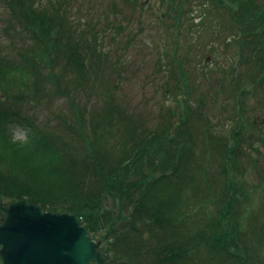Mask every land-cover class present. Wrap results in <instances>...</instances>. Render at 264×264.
Here are the masks:
<instances>
[{
    "label": "trees",
    "instance_id": "trees-1",
    "mask_svg": "<svg viewBox=\"0 0 264 264\" xmlns=\"http://www.w3.org/2000/svg\"><path fill=\"white\" fill-rule=\"evenodd\" d=\"M4 1L16 20H19L21 27L30 34L29 38L33 43L28 47L23 44L20 58L16 60L8 61L0 56V85L1 80H4L3 76L10 71H36L37 67L47 68L60 60H64L67 66L72 67L83 66L86 61L91 66L93 60L100 58L94 41L91 46L84 44L68 30L66 15L59 4L50 3L45 7L38 4L40 0ZM211 2L213 6L225 12L238 33L234 40L238 49V59L230 70V78L226 84L222 79H217L215 83L219 90L224 93L227 91V97L231 99L237 114L241 115L246 109L249 110L253 100L259 99L260 106L263 107L264 0H211ZM0 91L6 95L4 91ZM188 102L183 99L186 116L174 124L167 121L160 132H152L139 141L134 139V133H128L130 136L125 143L131 144L136 140L137 146L131 151H127L126 148L116 158L112 152L104 148V145H100L102 129L97 130L98 125L102 126L100 121L95 124L92 138L85 135L81 129L78 130L80 133L73 131L84 147L76 146L73 135H69V139L66 140L54 132L45 130H31V134L17 144L9 141L4 135L3 121L8 120L11 114L0 110V196L6 194L10 197L8 200L16 201L25 198L45 210L72 213L81 219L82 225L90 235L93 229L96 230L99 225L104 224L107 229H112V236L114 235L112 239L105 237V241L116 247L114 250L118 256L116 264H133L134 260L131 259L134 256L138 258L146 253L152 254L153 264H185L189 254H192V258L193 253L197 251L226 256V259H231L226 260L230 264L233 261L236 264H264V255L261 251L264 250V204L261 220H257L256 227L250 225L249 219L253 217L252 213L257 211L247 199L249 191L240 189V192L233 179L240 167L239 159L242 155L240 147L244 141L251 147L249 139L254 136L246 134V131L249 126L260 128V121L256 123L252 120L246 126L240 117L238 129L229 137L225 139L213 136L207 114L200 105L197 109L190 107ZM191 110L194 112L196 124L200 126L195 135L187 132L188 126L187 131L184 128L187 114ZM171 113L174 115V112ZM10 121L15 119L12 117ZM177 128L179 133L183 131L186 136L182 133L177 137L171 136ZM133 129L134 126L129 131L133 132ZM257 131L263 135L261 130ZM196 145L202 148L199 158L191 157L192 149ZM163 154H167V160L159 164L157 158H161ZM149 164L152 168L149 173L141 172ZM209 169L216 173L212 178H206ZM39 171L51 174L58 172L63 180L61 182L56 179L39 180L37 175ZM156 172H159L158 176H155ZM69 174L76 179L69 177ZM135 175L140 179L135 180ZM86 179L89 183L82 184ZM11 181L12 184L9 183ZM15 182L21 184L16 185ZM261 186L264 187V181L261 182ZM90 187L96 194L93 196L90 193L89 197L85 191ZM183 190L193 194L202 212L205 210L202 205L208 206L212 199L214 203L218 202L213 212L208 214L207 209L204 211L201 222L205 230L203 233L208 239H202L201 236L200 243L197 241V234L188 233L189 224L184 218L191 214L190 210L182 209L180 196ZM169 193L170 197L167 199ZM215 194L219 195L217 201L212 198ZM108 195L113 198L119 211L122 212L129 206L135 210L131 213L132 217L135 216L134 220L129 218L130 213L126 210V214L129 215L123 216L124 221L119 224V232L113 228L121 219L120 215L118 214L116 222L113 219V215H116L115 208L110 210L103 205ZM138 196L141 201L137 199ZM103 210L106 214L102 213ZM197 210H193L192 213L197 214L193 218L195 225L196 220L200 219V211ZM206 215L209 219L205 222ZM247 216L250 217L245 223ZM136 224H141L142 229L140 230ZM242 224L243 226L246 224L248 230L246 228L244 230L243 227L242 232L245 234L240 236L237 233L235 236L232 229ZM202 225L196 226L199 228ZM202 228L197 231H202ZM143 231L148 234L142 236ZM252 237H255L253 249L258 252L257 256L248 253L252 252L251 248L244 251L248 254L242 255L240 251L244 250V238L249 242ZM114 238L115 243L112 244ZM101 250L107 258V264H111L112 261L106 255L107 251L102 248ZM137 258L135 264L138 262Z\"/></svg>",
    "mask_w": 264,
    "mask_h": 264
},
{
    "label": "rangeland",
    "instance_id": "rangeland-1",
    "mask_svg": "<svg viewBox=\"0 0 264 264\" xmlns=\"http://www.w3.org/2000/svg\"><path fill=\"white\" fill-rule=\"evenodd\" d=\"M50 3L60 5L67 18L68 30L76 38L89 46L94 41V46L100 52V58L93 60L91 66L86 61L83 66L72 67L67 66L64 60H60L47 68L37 67L36 71L7 72L0 85V90L6 93L3 95L0 91V110L11 114L8 120L3 121L4 135L8 140L19 144L31 134V130H45L54 132L66 140L69 139V135H73L76 146L84 147L85 145L73 131L78 132L81 129L85 135L92 138L95 124L100 121L102 126L98 125L97 128L98 131L102 129L100 145H104V148L112 152L116 158L126 148L127 151H131L134 146L136 147V140L139 141L152 132H160L167 121L174 124L186 116L183 99L189 101L190 107L198 109L200 105L211 122L210 132L213 136L225 139L229 137L238 129L240 117L246 126L252 120L256 123L260 121V128L249 126L246 131V134L254 135L249 139L251 147L245 141L240 147L242 151L239 159L240 167L233 177L239 190L249 191L247 199L257 212L252 213L251 219L247 216L245 223L249 219V224L256 227L257 220L262 218L261 211L264 204V187L261 186V182L264 181V142H261L264 140V106H260L259 99L253 100L250 109L239 115L233 108L231 99L227 97L226 88L224 93L215 83L217 79H222L226 84L227 79L230 78V70L238 59V49L234 42L238 36L237 28L225 12L213 6L211 0H40L38 2L45 7ZM29 35L21 27L19 20H16L5 1L0 0V56L8 61L20 58L23 44L28 47L33 43ZM171 112H174V115ZM193 113L191 110L187 114L184 127L186 131L187 126L189 127L187 132L191 135H195L200 127L196 124ZM12 117L15 121H10ZM107 117L110 118L109 121ZM132 126L135 127L133 132L129 131ZM257 130H261L263 135ZM175 131L171 136L177 137L181 133L186 136L183 131L179 133V128ZM128 133H134L136 139L131 144L125 143L130 136ZM201 150L202 148L196 145L192 149L191 157L199 158L202 154ZM165 160L167 154L157 158L159 164L160 162L163 164ZM150 169L152 168L149 164L141 172L149 173ZM57 173L39 171L37 175L39 180L56 179L61 182L63 179L61 180V175ZM156 173L155 176H158L159 172ZM206 175V178H212L216 173L209 169ZM68 176L76 179L72 174ZM134 178L140 179L136 175ZM216 178L219 179L218 176ZM176 182H178L177 178ZM9 183L12 184V181ZM88 183L89 180L86 179L82 184ZM15 184L21 183L15 182ZM91 190L90 187L85 191L89 197L90 193L93 196L96 194ZM218 194L214 197L212 195L215 201L219 199ZM201 195H203L202 191ZM0 197L3 198L0 199L2 202L16 201L8 200L10 197L6 194ZM169 197L170 193L167 199ZM193 197L188 190H183L180 201L182 209L190 210L191 216L184 218L189 224L188 233L197 234V241L200 243L201 236L202 239H208L203 233L205 230L201 222L204 211L207 209L208 214L213 212L218 202L214 203L212 199L208 206L202 205L205 209L202 212L199 202ZM137 199L141 201L140 196ZM103 205L110 210L115 208L116 215H113V219L116 222L118 214L120 215L121 219L113 228L114 231L119 232V224L124 221L123 216H128L130 213L129 218L133 220L135 218L131 216L135 211L132 206L128 209L125 207L121 212L110 195L106 196ZM193 210L200 211V219L196 220V225H202L199 228L193 224L194 215H197L196 212L192 215ZM242 210L244 211L243 207ZM102 213L106 214L104 210ZM208 219L206 215L205 222ZM210 225H208L209 229ZM137 227L142 229L141 224ZM243 227L244 230L245 228L248 230L246 224L232 229L235 236L237 233L240 236L245 234L242 232ZM200 228L203 230L197 231ZM111 230L102 224L96 230L93 229L91 235L94 240L101 243V248L107 251L106 255L112 261L111 264H116L118 258L114 251L116 247L110 246L105 241V237L112 239L114 236ZM146 234L148 233L143 231L142 236ZM130 236L132 238V235ZM254 239L255 237H252L248 242L244 238V250L240 251L242 255L253 253L257 256L258 252L253 249L256 242ZM111 243H115V238ZM249 248L252 252L247 253ZM246 249L247 251L244 252ZM261 251L264 255V250ZM213 253L197 251L193 253L192 258V254H189L185 264H230L226 260L231 261V259ZM135 258L137 257L131 259L134 260L133 264ZM137 259L136 264H153V256L149 253L141 254ZM232 264L236 262L233 261Z\"/></svg>",
    "mask_w": 264,
    "mask_h": 264
},
{
    "label": "water",
    "instance_id": "water-1",
    "mask_svg": "<svg viewBox=\"0 0 264 264\" xmlns=\"http://www.w3.org/2000/svg\"><path fill=\"white\" fill-rule=\"evenodd\" d=\"M100 247L74 214L0 202V264H107Z\"/></svg>",
    "mask_w": 264,
    "mask_h": 264
}]
</instances>
